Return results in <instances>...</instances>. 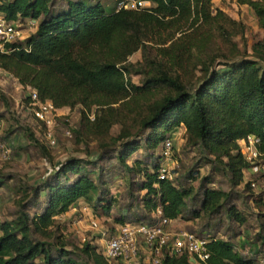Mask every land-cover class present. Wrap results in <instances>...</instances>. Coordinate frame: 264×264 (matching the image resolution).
<instances>
[{
  "label": "trees",
  "instance_id": "trees-1",
  "mask_svg": "<svg viewBox=\"0 0 264 264\" xmlns=\"http://www.w3.org/2000/svg\"><path fill=\"white\" fill-rule=\"evenodd\" d=\"M143 1L151 7L118 9L90 0H62L58 6L55 0L1 1L8 20L37 24L14 45L19 48L0 53V68L27 91H35L38 100L50 101L58 110L78 107L74 134L79 143L94 141L98 158L68 157L42 183L30 187L31 194L18 199L16 217L0 220V264H112L89 242L78 252L69 249L54 228L56 218L79 201L91 207L95 217L111 216L115 223L149 221L157 208L170 220L225 212L237 224L246 223V216L231 203V190L242 186L255 195L243 172L249 164L240 139L258 137L264 162V37L248 47L242 22L220 8L213 11L211 0ZM236 2L247 5L264 29V0ZM235 36H240V44ZM136 52L141 59L133 62L129 57ZM133 76L139 81L133 82ZM23 100L30 108V96ZM34 120L45 134L46 125ZM180 127L187 143L211 164L209 173L201 174L197 164L188 171L197 188L159 178L162 145ZM28 137L41 146L33 133ZM139 150L144 158L138 157ZM110 156L139 178L136 190L143 212L135 218L112 212L117 200L96 167L97 160ZM218 173L228 176L231 190L210 186ZM132 185L128 180L129 191ZM254 201L263 204L259 197ZM30 205L36 208L32 214L27 211ZM261 209L255 240L264 247ZM210 237L211 264H258L229 239ZM161 264L196 263L183 255L165 256Z\"/></svg>",
  "mask_w": 264,
  "mask_h": 264
},
{
  "label": "rangeland",
  "instance_id": "rangeland-1",
  "mask_svg": "<svg viewBox=\"0 0 264 264\" xmlns=\"http://www.w3.org/2000/svg\"><path fill=\"white\" fill-rule=\"evenodd\" d=\"M100 1L105 6L112 7L117 5L120 0H90ZM62 4V0H55L54 5ZM213 11L216 8L222 9L232 18L239 20L245 26L244 37L248 47L253 42L264 37V29L258 25L254 12L247 5H239L236 0H214L212 2ZM23 31L25 34L31 33V29ZM233 40L240 44V36L233 37ZM250 49V48H248ZM129 59L133 62L141 59L140 52H136ZM133 82H138L137 76L132 77ZM29 91L0 68V94L5 97L3 101L0 97V137L9 141L11 144V155L9 159L0 158V220H7L16 217L18 210V199L23 194H31L30 187L39 185L50 174L55 171L65 159L73 157H89L94 160L98 158L95 150L96 143L91 141L89 144H82L77 141L74 131L78 129L80 113L78 107L74 109L62 108L58 110V117L55 122L50 124L51 138L55 145L49 146L45 134L40 130V126L29 112L26 102L23 100L28 96ZM13 128L10 132L9 128ZM67 131L69 132L67 134ZM33 133L34 142L28 137V133ZM173 146L172 162L168 168L172 170L174 177L173 183L181 186L198 187V181H192L187 173L196 164L200 173H209L211 164L206 163L198 148L191 146L186 141L184 127L177 128L171 136ZM43 149V150H42ZM89 150V154L85 151ZM138 157L144 158L145 152L139 150ZM132 160V158H130ZM96 167L101 170L102 180L106 181L111 188L112 197L116 198L115 207L112 212L122 214L124 217L134 216L138 212H143L142 203L139 199L136 184L139 181L137 176L128 174L122 166L117 163L114 156L97 160ZM7 176V177H5ZM246 180L254 183L252 193L239 186L233 190L229 187L228 176L223 173L213 175L214 182L210 186L226 191H233V203L240 212L246 216L245 224L240 225L227 218L225 212L211 214L199 219H192L189 214L186 218L175 219L172 227L175 230H187L195 232L200 236L216 235L220 239H229L244 255H251L257 258L258 264H264V247L255 240L258 231L257 213L263 208L264 211V175L262 172L257 174L245 175ZM128 180L132 182V191H129ZM140 194H143L141 192ZM198 197L201 191L198 190ZM43 196V193H41ZM261 198L263 204L256 205L255 198ZM36 208L28 206L27 211L32 214ZM91 217H95L93 210L85 202L79 201L65 216L57 217L56 225L58 234H62L67 240L68 248L78 252L84 242L91 245L100 246L99 240L94 236L89 228ZM97 218V217H96ZM104 226L116 224L111 216L98 218Z\"/></svg>",
  "mask_w": 264,
  "mask_h": 264
},
{
  "label": "built area",
  "instance_id": "built-area-1",
  "mask_svg": "<svg viewBox=\"0 0 264 264\" xmlns=\"http://www.w3.org/2000/svg\"><path fill=\"white\" fill-rule=\"evenodd\" d=\"M0 0V4H1ZM212 2L214 0H211ZM151 3L143 0H120L117 8L144 9L150 8ZM36 22L30 19L8 20L5 13L0 10V53L9 54L19 48L15 44L22 43L30 34H25L27 29L31 32L35 29ZM31 98L30 111L33 117L46 125L45 137L49 146H54L51 138L50 124L58 117L56 109L50 101L38 100L35 91H29ZM69 132L67 131V134ZM259 138L248 135L238 141L240 150L249 166L243 170L244 174H254L262 170L264 162L262 154L257 149ZM163 159L159 170V178L173 181L174 174L168 168L172 162V142L166 140L161 148ZM11 147L5 141H0V158L9 159ZM258 162V163H256ZM254 186V183H252ZM157 218V219H156ZM157 220L156 222L153 220ZM174 220L162 215L157 208L151 214L149 221H126L112 226H104L96 217H91L89 228L100 242L99 248L105 259L112 264H161L165 256H188L189 260L196 264H211L208 243L210 236H200L187 230H175L172 227Z\"/></svg>",
  "mask_w": 264,
  "mask_h": 264
}]
</instances>
